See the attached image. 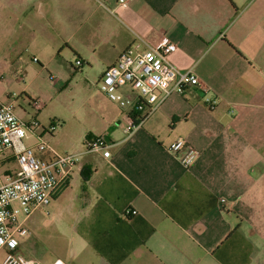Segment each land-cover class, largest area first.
<instances>
[{
  "label": "crops",
  "instance_id": "0c3cea01",
  "mask_svg": "<svg viewBox=\"0 0 264 264\" xmlns=\"http://www.w3.org/2000/svg\"><path fill=\"white\" fill-rule=\"evenodd\" d=\"M164 37L177 44L172 62L191 68L199 83L169 95L128 131L127 110L98 82L135 41L144 47ZM0 64L5 80L24 82L25 94L50 81L39 94L66 90L100 108L75 116V137L65 125L41 133L57 153H78L79 161L52 201L25 220L19 258L264 264V0H131L127 7L0 0ZM98 136L110 156L88 149ZM179 138L200 151L189 168L169 150Z\"/></svg>",
  "mask_w": 264,
  "mask_h": 264
},
{
  "label": "built area",
  "instance_id": "2783aa9c",
  "mask_svg": "<svg viewBox=\"0 0 264 264\" xmlns=\"http://www.w3.org/2000/svg\"><path fill=\"white\" fill-rule=\"evenodd\" d=\"M130 1L119 0V3L127 7ZM142 46V41L137 40L124 49L105 68L98 82L100 90L111 101L127 110L128 131L139 127L169 95L183 93L188 86L199 83L191 68L181 69L170 59L177 49L175 42L164 37ZM14 101L13 98L0 102V251L5 250L0 264H28L16 254L19 237L29 233L25 220L52 201L64 178L79 161L78 153H57L38 131L36 119L26 122L17 115ZM36 102L38 109L46 105L42 99ZM56 126L55 121L47 132L54 131ZM31 138L35 145L26 143ZM109 147L102 136L88 143L89 150L102 151L105 157L110 156ZM37 150H48L50 156L42 157ZM169 150L187 168L200 156V151L184 138L173 141ZM12 161L17 163L14 168L10 166ZM3 166L6 168L2 171ZM127 213L135 214L136 210Z\"/></svg>",
  "mask_w": 264,
  "mask_h": 264
},
{
  "label": "rangeland",
  "instance_id": "374dc122",
  "mask_svg": "<svg viewBox=\"0 0 264 264\" xmlns=\"http://www.w3.org/2000/svg\"><path fill=\"white\" fill-rule=\"evenodd\" d=\"M6 75H9L7 74V70L4 71L3 67L0 64V98H3L5 96L8 97L11 95L15 96V112L26 122H29L32 119H36L38 125L40 126L38 130L40 134H44L45 130L50 129L51 124L56 121L57 126L56 128H54L55 133L59 132L61 127L65 125V129L68 133L67 137H75V131L79 130L80 126V124L77 123V119L75 118V116L79 114L82 119L89 118L95 116L96 111L100 110L98 106H95L93 105V103L81 99L79 96L73 97L72 95H69L68 91L66 90L57 97H55V94L52 95L51 92L48 91L52 95L51 98L47 96V92L39 94V89L43 90L49 87L51 88L50 81L49 83L46 82L49 86L42 85L43 88L37 87L36 85L35 87L37 88V93H31V95L25 94V92H21L25 85L24 82L16 80L9 81L7 78L5 80L4 78L7 77ZM33 87L34 86H32V88ZM38 99H42L46 102V105L43 108H37L36 100L38 101ZM34 101L36 103H34ZM25 141L26 143H32L35 140L31 138L29 140L26 139ZM10 166L13 168L16 167V161H12ZM5 168L6 166H3L1 170L3 171ZM4 256L5 250H1L0 261Z\"/></svg>",
  "mask_w": 264,
  "mask_h": 264
}]
</instances>
